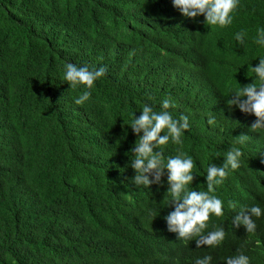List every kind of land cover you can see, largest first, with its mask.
Returning a JSON list of instances; mask_svg holds the SVG:
<instances>
[{"label":"trees","instance_id":"1","mask_svg":"<svg viewBox=\"0 0 264 264\" xmlns=\"http://www.w3.org/2000/svg\"><path fill=\"white\" fill-rule=\"evenodd\" d=\"M258 26L264 0H239L225 28L183 17L171 0H0V264H195L205 255L225 264L239 253L264 264V215L252 217V233L233 223L241 208H264V132L227 104L264 55ZM65 63L106 68L83 105L63 81ZM163 98L175 102L174 118L188 116L182 143L164 155L192 157L193 189L206 190L207 167L242 149L215 189L224 215L205 230L225 231L215 248L167 230L166 171L158 184L134 182L130 149L143 133L133 134L131 114L145 103L159 110ZM239 192L249 195L229 208ZM157 227L170 253L154 250Z\"/></svg>","mask_w":264,"mask_h":264},{"label":"clouds","instance_id":"2","mask_svg":"<svg viewBox=\"0 0 264 264\" xmlns=\"http://www.w3.org/2000/svg\"><path fill=\"white\" fill-rule=\"evenodd\" d=\"M174 8L178 9L183 17L196 18L203 15L204 23L211 28H225L233 22V14L237 9L239 0H171ZM244 31L235 33L237 42L245 41ZM254 43L259 46L258 51H264V26H258ZM258 64L250 65V71L254 77L253 82L246 86L231 90L227 99L229 106H235L242 113L255 117L250 125L253 131L264 132V55H258ZM106 68L89 67L65 63L63 66V81L69 88L79 94L75 103L83 105L91 96V89L100 78L104 77ZM175 107L171 98H163L159 102V110L153 105L145 103L138 117L131 114L128 126L133 134L143 133L135 141L130 151L134 153L131 159V167L135 170L134 182L137 186L148 187L153 183H160V177L167 172V204L174 205V210L168 213L164 219L167 230L176 233L177 239L184 241L195 240L196 246L201 245L215 248L225 238V231L221 227L205 232L208 229L210 217H222L224 215V202L215 194L216 186L221 185L228 175L229 170L240 167L243 155L240 147H232L220 165L210 164L206 169V190H196L191 187L194 176V161L191 156L182 151L175 155L165 157L164 149L171 142L175 145L182 143V136L189 128L188 116L181 115L174 118L170 108ZM209 124L213 123L209 119ZM164 133L161 135V133ZM247 136H238L237 143L244 144ZM154 149H159L154 151ZM149 176L152 178L149 179ZM243 186H248L241 179ZM249 192H239L229 202V208H239ZM230 215V214H229ZM264 215V208L259 204L250 208H241L233 219L236 226H244L245 231L252 233L256 229L253 216L259 218ZM232 216V215H230ZM156 245L154 250L159 253H170L172 250L168 237H165L157 227ZM211 256L205 255L197 258L195 264H210ZM225 264H250L248 256L243 253L225 257Z\"/></svg>","mask_w":264,"mask_h":264}]
</instances>
